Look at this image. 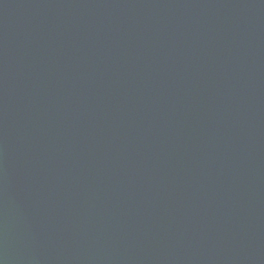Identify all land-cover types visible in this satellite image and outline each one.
Instances as JSON below:
<instances>
[{"label":"water","instance_id":"obj_1","mask_svg":"<svg viewBox=\"0 0 264 264\" xmlns=\"http://www.w3.org/2000/svg\"><path fill=\"white\" fill-rule=\"evenodd\" d=\"M0 264H264V0H0Z\"/></svg>","mask_w":264,"mask_h":264}]
</instances>
